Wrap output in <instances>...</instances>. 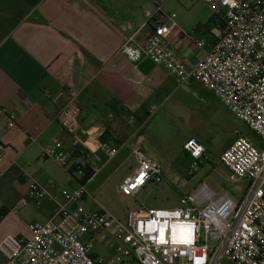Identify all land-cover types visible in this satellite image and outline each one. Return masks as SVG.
<instances>
[{
    "label": "crops",
    "instance_id": "0c3cea01",
    "mask_svg": "<svg viewBox=\"0 0 264 264\" xmlns=\"http://www.w3.org/2000/svg\"><path fill=\"white\" fill-rule=\"evenodd\" d=\"M170 12L177 13L180 28L162 43L175 46L174 56L188 67L195 65L205 51L185 31H194L207 44L218 36L213 13L201 0H0V143L5 147L0 211L6 210L0 217V240L8 233L27 236L31 223L44 222L55 213L56 204L49 196H29L32 181L53 180L48 185L52 193L68 183L73 189L79 185L73 183L69 169L43 156L47 145L59 144L74 152L81 144L96 152L97 160L103 158L104 146L116 147L115 157L128 144L135 153L150 138L151 121L174 99L185 107L191 122L182 138L183 152L187 154L184 143L190 137L204 143L206 134L194 132V93L209 89L192 77L178 82L146 55L134 63L122 52L128 41L147 46ZM46 89L63 96L52 102ZM72 99L82 109L75 132L59 118L61 108ZM152 105L157 106L154 111ZM162 121L160 116V125ZM238 135L221 148L220 155ZM195 188L193 184L182 195ZM109 238L113 240V231ZM95 249L106 256L114 252L105 241H98ZM4 263L0 254V264Z\"/></svg>",
    "mask_w": 264,
    "mask_h": 264
},
{
    "label": "built area",
    "instance_id": "2783aa9c",
    "mask_svg": "<svg viewBox=\"0 0 264 264\" xmlns=\"http://www.w3.org/2000/svg\"><path fill=\"white\" fill-rule=\"evenodd\" d=\"M201 1L213 13L218 36L207 44L194 31H185L186 37L205 51L195 65L188 67L174 56L175 46L162 43L164 37L180 28L175 12L168 13L166 22L155 28L147 46L128 41L122 52L134 63L148 56L180 83L190 77L196 79L264 140V0ZM45 95L56 103L63 92L46 89ZM156 108L152 105L150 111ZM81 111L75 99L61 108L59 118L68 131L80 129ZM8 125L12 127L14 122ZM58 145H47L43 156L66 168L71 165L80 173L87 165L95 168L96 152L89 149L86 156H73V152ZM102 150L108 157L117 152L114 146ZM184 150L192 161L190 174H194L206 146L190 137ZM4 152L0 143V161ZM134 152L139 165L119 185L125 195H136L148 181L163 175L160 162L141 148ZM220 161L229 168L232 181H248L240 198L227 191L217 193L202 181L181 196L179 206H144L129 211L126 221L104 207L87 208L84 201L89 193L85 184L52 193L48 185L53 180L47 184L34 180L29 185V196H49L56 204L55 213L44 222L31 223L27 236H3L0 254L4 264H264V147L240 134L221 153ZM141 174L142 182L138 183ZM111 231L113 240L109 238ZM98 241H105L114 252L108 256L97 253Z\"/></svg>",
    "mask_w": 264,
    "mask_h": 264
},
{
    "label": "rangeland",
    "instance_id": "374dc122",
    "mask_svg": "<svg viewBox=\"0 0 264 264\" xmlns=\"http://www.w3.org/2000/svg\"><path fill=\"white\" fill-rule=\"evenodd\" d=\"M201 89V88H200ZM194 93V132L205 133V156L199 169L190 174L191 158L181 148L182 138L191 124L184 106L174 101L165 104L160 116L152 120L147 128L150 138L142 150L160 162L161 179L148 181L136 195H125L119 185L127 174L138 167L136 154L128 144L116 157L101 154L95 161L96 175L85 186L88 190L84 205L92 209L106 208L121 221H126L129 211L146 207L173 208L180 205L183 193L202 181L208 183L217 193L227 191L240 198L248 185L247 180L232 181L229 168L220 161V150L239 133L247 136L258 147H264V140L245 122L238 119L212 91L197 89ZM71 165L68 166L69 169ZM77 179L81 177L76 172ZM73 183H78L75 179ZM62 188L73 189L68 183Z\"/></svg>",
    "mask_w": 264,
    "mask_h": 264
},
{
    "label": "trees",
    "instance_id": "16d2710c",
    "mask_svg": "<svg viewBox=\"0 0 264 264\" xmlns=\"http://www.w3.org/2000/svg\"><path fill=\"white\" fill-rule=\"evenodd\" d=\"M103 140H105V137L102 136L101 137ZM106 142V141H103ZM81 150L84 151V153H81ZM90 150L85 148L83 145L81 144H77L76 148L73 152V156H86L87 153H89ZM79 172L78 169H76L75 167H71L69 168V173L72 176V178L76 179V181L79 184H86L95 174L96 170L94 168L93 165H87L83 168V171L81 172V177L79 179L76 178L75 173ZM6 210L2 209L0 211V217H2L5 214Z\"/></svg>",
    "mask_w": 264,
    "mask_h": 264
},
{
    "label": "snow or ice",
    "instance_id": "6c2138e0",
    "mask_svg": "<svg viewBox=\"0 0 264 264\" xmlns=\"http://www.w3.org/2000/svg\"><path fill=\"white\" fill-rule=\"evenodd\" d=\"M199 151V149H197V152ZM142 178H143V175L141 174V177H139L138 179H137V182L138 183H140V182H142ZM133 187H135V185H133ZM125 191H127V189H125Z\"/></svg>",
    "mask_w": 264,
    "mask_h": 264
}]
</instances>
